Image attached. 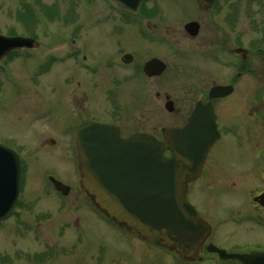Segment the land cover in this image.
I'll use <instances>...</instances> for the list:
<instances>
[{
  "label": "rangeland",
  "instance_id": "rangeland-1",
  "mask_svg": "<svg viewBox=\"0 0 264 264\" xmlns=\"http://www.w3.org/2000/svg\"><path fill=\"white\" fill-rule=\"evenodd\" d=\"M182 1L192 12L191 1ZM107 6L103 0H0V35L15 33L39 44L0 60V143L17 152L23 171L20 205L0 224V264H93L87 258L93 257L90 253L96 257L102 240L117 246L124 264L146 257L147 264H161L165 259L162 250L104 220L78 190L74 140L80 123H114L122 136L158 135L162 126L174 123L173 115L164 109L163 97L155 98L153 93L175 91L179 66L175 43L168 39L162 57L167 69L159 78L142 77L135 65L107 68L101 59L113 51L111 39L105 36L114 25ZM191 18L193 12H186L162 27L166 24L176 30ZM132 25L120 21L123 32L137 28ZM77 38L87 39L90 51L81 48ZM71 39L77 43L71 45ZM82 55L87 57L85 63ZM86 66L94 69L88 72ZM48 138L50 143L42 144ZM48 176L68 185V194L54 192ZM193 187L189 185L186 198L201 208ZM229 197L222 205L233 201ZM209 217L215 224L221 222L219 213ZM224 226L222 233L235 230L230 224ZM236 237L243 234L238 232ZM84 243L86 251L80 248ZM47 247L51 254L42 257ZM34 254L40 255L39 260Z\"/></svg>",
  "mask_w": 264,
  "mask_h": 264
},
{
  "label": "flooded vegetation",
  "instance_id": "flooded-vegetation-1",
  "mask_svg": "<svg viewBox=\"0 0 264 264\" xmlns=\"http://www.w3.org/2000/svg\"><path fill=\"white\" fill-rule=\"evenodd\" d=\"M103 1L111 9L114 23L106 36L103 34L111 39L113 45V51L106 52L101 59L107 68L115 65L119 67L120 64L135 65L142 77L159 78L167 69V62L162 57L168 39L175 43L179 60L175 71V91L167 93L157 89L153 93L155 98L162 96L164 101L168 98L172 102L171 111L166 112L173 115L170 118L174 123L162 126L158 135L147 134L153 135L164 145L165 157L171 156L165 132L169 128L181 132L180 144L198 146L200 138L209 143L195 179L188 183L186 190L187 195L189 185L194 184L201 206L199 208L192 204L197 212L196 221L207 228L194 255L183 257L174 250L153 245L132 235L162 250L165 259L161 264H264V0H214L205 8L200 7L195 0H190L193 18L183 22L176 30L166 24L162 27V24L165 21L174 22L186 12L192 13L185 9L182 0H141L133 12L120 8L111 0ZM120 21L137 28L123 32ZM188 24L192 26L185 28ZM77 41L82 45L81 48L89 50L87 39ZM77 41L71 39L70 44L75 45ZM151 59H157L165 65L163 72L156 77H147L142 71L143 65ZM86 60L87 57L82 55L81 61L85 63ZM86 69L92 72L94 66H86ZM139 96H143L142 92ZM108 125L116 126L120 137L129 136H122L118 125ZM190 125L192 130L188 128ZM50 139L42 140V144L50 143ZM50 179L48 176L49 186L54 192L63 195L54 188ZM58 182L62 188H69L63 182ZM78 185V190H81L79 181ZM43 191L46 195L50 193L47 189ZM84 196L94 212L115 225L92 206L85 193ZM228 197L233 201L222 205ZM19 205L17 202L16 209ZM218 213L221 222L215 224L209 216ZM225 224L232 225L235 230L222 233ZM238 232L243 237H236ZM208 245L226 254H256L257 257L250 262L225 258L212 248L208 250ZM80 248L86 251V243ZM96 250V257L95 253H90L93 257L87 258L93 264L125 263L124 256L118 255L114 243L102 240L97 243ZM43 254L47 255L42 257L50 256L51 247L43 249ZM34 255L39 260L40 255ZM83 256L87 257L82 253ZM146 258L142 262L141 259H131L129 264H147L143 262L147 261ZM7 260L8 256H5L4 263Z\"/></svg>",
  "mask_w": 264,
  "mask_h": 264
},
{
  "label": "water",
  "instance_id": "water-1",
  "mask_svg": "<svg viewBox=\"0 0 264 264\" xmlns=\"http://www.w3.org/2000/svg\"><path fill=\"white\" fill-rule=\"evenodd\" d=\"M119 7L134 11L140 0H112ZM209 7L214 0H195ZM188 24L185 28H190ZM38 43L24 36L0 35V59L11 51L33 49ZM165 69L157 60L147 61L142 71L156 77ZM172 102L164 108L171 111ZM192 120V119H190ZM189 130L193 127L190 125ZM170 157L163 155L164 145L150 134L119 136L115 126L85 122L77 130L75 150L80 187L92 205L110 221L153 245L191 257L201 243L207 228L196 221L197 212L186 200L187 184L195 179L209 143L180 144L181 132L166 129ZM192 141V139H189ZM21 162L12 148L0 143V223L15 208L20 189ZM54 188L66 195L68 187L50 179ZM225 258L240 261L257 256L226 254L208 245Z\"/></svg>",
  "mask_w": 264,
  "mask_h": 264
},
{
  "label": "trees",
  "instance_id": "trees-1",
  "mask_svg": "<svg viewBox=\"0 0 264 264\" xmlns=\"http://www.w3.org/2000/svg\"><path fill=\"white\" fill-rule=\"evenodd\" d=\"M48 11V10H47ZM15 35V33H8V36ZM15 53H12L11 55H14Z\"/></svg>",
  "mask_w": 264,
  "mask_h": 264
}]
</instances>
